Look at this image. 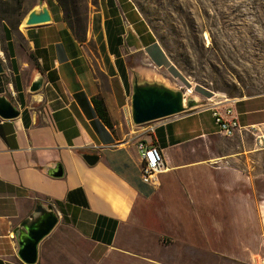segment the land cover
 Masks as SVG:
<instances>
[{"label":"crops","instance_id":"crops-1","mask_svg":"<svg viewBox=\"0 0 264 264\" xmlns=\"http://www.w3.org/2000/svg\"><path fill=\"white\" fill-rule=\"evenodd\" d=\"M48 8L49 24L13 31L0 21V96L20 113L0 118V264H22L15 231L49 205L74 239L55 238L40 260L51 232L36 264L264 263V199L255 189L264 150L243 141L246 131L223 137L212 116L232 106L242 127L264 133V94L156 121L153 133L119 144L133 72L166 70L167 54L130 0L87 6L82 40L59 6ZM37 72L43 86L29 93ZM139 143L163 156L151 185L140 179ZM84 155L98 160L88 165ZM58 166L63 175L54 177Z\"/></svg>","mask_w":264,"mask_h":264},{"label":"rangeland","instance_id":"rangeland-1","mask_svg":"<svg viewBox=\"0 0 264 264\" xmlns=\"http://www.w3.org/2000/svg\"><path fill=\"white\" fill-rule=\"evenodd\" d=\"M40 1L50 7L59 6L56 0H0V21L14 31L22 26L25 13ZM63 1L71 30L82 40L87 6L90 8L97 0ZM130 1L170 60L166 70L147 69L149 75L160 76L170 87L183 92L191 91L200 100L201 108L264 94V0ZM128 103L118 130L119 144L148 134V126L157 123L134 126L129 112L130 96ZM243 135L244 142H254L252 135ZM261 171L255 189L264 199V152ZM60 236L65 242L74 239L70 228L57 225L41 245L40 260L46 257L49 244Z\"/></svg>","mask_w":264,"mask_h":264},{"label":"water","instance_id":"water-1","mask_svg":"<svg viewBox=\"0 0 264 264\" xmlns=\"http://www.w3.org/2000/svg\"><path fill=\"white\" fill-rule=\"evenodd\" d=\"M52 22L48 5L40 1L23 18V27H34ZM5 68L0 61V75ZM43 76L37 72L28 87L29 93H37L43 86ZM200 100L188 92L170 87L160 76L133 72L130 95V117L134 126H142L152 122L165 120L181 115L200 106ZM19 110L6 96H0V118L13 120L19 116ZM88 165H94L98 157L84 155ZM61 177L60 166L52 173ZM59 217L52 206H38L35 216L25 219L15 231L18 233L17 257L22 264H36L39 244L52 232L58 224Z\"/></svg>","mask_w":264,"mask_h":264},{"label":"built area","instance_id":"built-area-1","mask_svg":"<svg viewBox=\"0 0 264 264\" xmlns=\"http://www.w3.org/2000/svg\"><path fill=\"white\" fill-rule=\"evenodd\" d=\"M235 102L231 101L229 103L235 104ZM212 116L218 127V132L224 137L232 138L236 134L246 131L253 136L258 150H264V133L255 126L242 127L232 106H229L223 114L215 110L212 112ZM154 130L155 126L152 125L148 126L146 132L153 133ZM137 150L141 161L140 179L142 183L151 185L163 169L162 153L157 146L145 143H139Z\"/></svg>","mask_w":264,"mask_h":264},{"label":"trees","instance_id":"trees-1","mask_svg":"<svg viewBox=\"0 0 264 264\" xmlns=\"http://www.w3.org/2000/svg\"><path fill=\"white\" fill-rule=\"evenodd\" d=\"M57 2H58V5H59V7L61 8V10L63 11V16H64V20H65V22L67 23V25H68V27L70 28V30H71V27H70V20H69V18H68V10H67V7H66V5L64 4V1L63 0H56ZM9 27H10V25H9ZM10 28H12V27H10ZM71 32H72V30H71ZM73 33V35H74V32H72ZM75 36V35H74ZM76 38V37H75ZM77 39V38H76ZM93 104H94V107H95V109H96V112H97V114H98V116H99V118L103 121V123L107 126V127H109L110 129H112V127H113V125H112V123H111V121H110V119H109V116H108V114H107V111H106V109L104 108V106H103V103L101 102V101H98L97 99H94L93 100Z\"/></svg>","mask_w":264,"mask_h":264},{"label":"bare ground","instance_id":"bare-ground-1","mask_svg":"<svg viewBox=\"0 0 264 264\" xmlns=\"http://www.w3.org/2000/svg\"><path fill=\"white\" fill-rule=\"evenodd\" d=\"M189 94H191V91H188Z\"/></svg>","mask_w":264,"mask_h":264}]
</instances>
